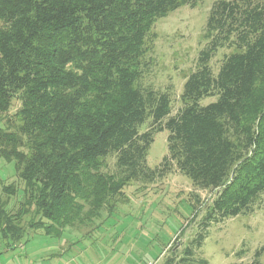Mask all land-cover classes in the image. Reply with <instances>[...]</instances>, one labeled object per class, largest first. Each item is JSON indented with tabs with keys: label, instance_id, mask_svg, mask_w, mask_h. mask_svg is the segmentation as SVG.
Listing matches in <instances>:
<instances>
[{
	"label": "trees",
	"instance_id": "trees-1",
	"mask_svg": "<svg viewBox=\"0 0 264 264\" xmlns=\"http://www.w3.org/2000/svg\"><path fill=\"white\" fill-rule=\"evenodd\" d=\"M196 2L0 0V114L20 101L16 130L0 126V159L13 162L35 207L38 219L28 228L58 237L85 207L93 217L123 186L174 171L213 193L205 204H189L191 221L204 208L205 233L211 223L252 212L264 193V0L212 3L206 45L174 114L168 90L140 83L155 22ZM221 48L233 51L214 72L209 63ZM205 98L215 100L201 104ZM163 131L166 154L150 167L148 150ZM23 138L29 156L18 150ZM18 219L0 199L6 243L26 242ZM205 233L166 263L194 264ZM260 255L243 264H261Z\"/></svg>",
	"mask_w": 264,
	"mask_h": 264
},
{
	"label": "rangeland",
	"instance_id": "rangeland-1",
	"mask_svg": "<svg viewBox=\"0 0 264 264\" xmlns=\"http://www.w3.org/2000/svg\"><path fill=\"white\" fill-rule=\"evenodd\" d=\"M215 0H197L195 6L182 5L158 19L146 41L144 70L140 83L157 90H168L172 114L180 107L179 96L188 74L196 68L198 53L206 45L205 23ZM233 50L219 49L210 66L218 70L223 57ZM73 63L67 67L72 68ZM205 98L201 104L214 101ZM20 101L14 99L9 110L0 114V126L15 131L20 123L16 115ZM146 123L141 130L146 129ZM167 132H158L147 154V164L156 166L166 154ZM18 150L30 154V142L23 138ZM110 171L114 158L107 159ZM12 186L11 193L2 188ZM24 183L13 162L0 159V199L9 213L18 214V225L26 231L24 241L6 243L0 233V264H167L199 232L204 208L191 221L189 204L204 203L212 192L201 190L179 172L152 182H131L118 194L108 197L98 214L88 215V207L66 225L58 237L30 229L38 219L35 207L27 205ZM199 206V205H198ZM257 250L264 264V193L252 205V212L211 223L201 246L195 249L194 264L249 263Z\"/></svg>",
	"mask_w": 264,
	"mask_h": 264
}]
</instances>
